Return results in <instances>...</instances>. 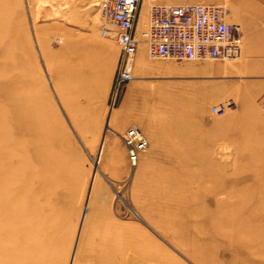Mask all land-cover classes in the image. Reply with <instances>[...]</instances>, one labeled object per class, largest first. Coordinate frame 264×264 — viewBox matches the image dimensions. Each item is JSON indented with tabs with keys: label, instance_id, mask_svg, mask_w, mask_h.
Wrapping results in <instances>:
<instances>
[{
	"label": "rangeland",
	"instance_id": "obj_1",
	"mask_svg": "<svg viewBox=\"0 0 264 264\" xmlns=\"http://www.w3.org/2000/svg\"><path fill=\"white\" fill-rule=\"evenodd\" d=\"M99 5L1 0L0 18L13 32L14 67L0 82L10 88L13 81L14 121L29 124L50 181L36 211L38 197L27 194L18 199L28 206L24 212L13 211V187L24 179L13 177V117L0 97V264H202L190 251L194 239L219 245L220 264H264L253 249L226 248L173 212L190 205L183 200L191 193L190 174L196 177L190 190L204 198L194 206H213L212 179L196 165L206 159L225 176V211L240 206L239 192L251 194L248 208L258 204L264 189V45L249 46L245 60L240 37L234 56L202 62L151 59L139 45L132 79L111 105V94L107 102L101 98L105 73L90 67L87 56L120 53L113 37L101 35L112 26ZM219 6L234 23L233 8ZM103 42L111 46L104 49ZM117 113L128 123L121 124ZM131 125L148 142L134 170L122 139ZM106 134L121 138L108 156ZM167 213L179 219L165 221ZM254 223L264 228V220ZM21 239L24 245L13 250Z\"/></svg>",
	"mask_w": 264,
	"mask_h": 264
},
{
	"label": "built area",
	"instance_id": "obj_2",
	"mask_svg": "<svg viewBox=\"0 0 264 264\" xmlns=\"http://www.w3.org/2000/svg\"><path fill=\"white\" fill-rule=\"evenodd\" d=\"M140 6L141 0H100V13L112 26L103 27L101 35L113 37L120 50L111 105L121 88L131 80L134 56L141 42L149 58L173 62L224 60L238 52L239 30L229 22V11L224 6L153 4L147 23L138 30ZM231 45H235L233 52ZM225 107L220 104L217 111L223 112ZM122 139L129 166L134 170L138 155L147 148L148 142L136 125L128 127Z\"/></svg>",
	"mask_w": 264,
	"mask_h": 264
},
{
	"label": "bare ground",
	"instance_id": "obj_3",
	"mask_svg": "<svg viewBox=\"0 0 264 264\" xmlns=\"http://www.w3.org/2000/svg\"><path fill=\"white\" fill-rule=\"evenodd\" d=\"M0 4H1V0H0ZM149 10L150 8L148 9V13L145 20L142 22L143 25L147 23ZM139 20H140V13H139ZM106 37H110V36H106ZM141 44L144 45V43L142 42ZM13 58H14L13 32L11 29V25H9L7 22L3 21L0 18V75L8 76L13 73V67H14ZM134 63H135V56H134ZM137 65H140V67L144 66L143 62H140V60L137 61ZM131 79H132V72H131ZM12 84L13 81L9 86L10 88H8V86H5L4 84L2 85V83L0 82V97H2L3 100L10 107V114L11 117H13V165L15 164V167H13V177L18 176L21 177V179H24V181L20 182L19 184L13 187V211H17L19 209L18 213L20 214L24 212L25 207H28V206H24V204L22 203H19L18 199L21 197V195L24 194L30 195V199H34L35 196L38 197V201L33 202L32 205V209L36 211L39 207V204L41 202H44V200L47 198V195L45 196L44 188L46 185H48L50 181L49 179L50 177L46 176L44 173V171L46 170V165H45L46 161L44 160L43 157L40 156L42 155L41 153L42 147L37 142L31 140L30 136H33L32 135L33 131L30 129L29 124H24L25 122L20 123L14 121L15 118L13 111L14 108H12L14 107V103H13L14 95H13ZM5 87H7L8 89L2 91L3 88ZM38 152H40L41 154L38 155ZM193 159L195 158L193 157ZM138 160H139V155H138ZM196 160L195 162H197ZM213 164L214 163L212 162V160L207 162V159L206 161L201 160V162L196 164L199 165V167L201 168L200 169L201 175L204 174L205 176H207V178H210V180L212 179L211 183L213 182V186L212 188L210 187L211 193L209 194L211 196L210 199L212 200L213 206L212 207H209L208 205L206 207L194 206L196 203L202 202L201 199L203 200L204 198L201 197V194H199L200 192L198 193L190 190L191 183H193L194 180L196 181L195 179L196 177L193 178L191 177L190 174V177L187 178L190 182L188 185H189V191H191V193L184 196L183 199L185 203L188 202L190 203V205L186 209L182 208L173 212L178 215L183 214L184 216H187V218H190L196 230L200 232L199 234L207 235L212 240L213 239H215L216 241L220 240L223 243V245L226 246V248H230L232 250L234 249L235 251H245V249L246 250L253 249L254 250V252L252 253L253 256L257 257L259 261L264 263V237L262 236L264 235L263 234L264 228L259 229L260 225L254 223L256 219L264 220V189L260 188V190L257 192V196H259L258 197L259 202L255 206L249 208L246 206L247 200L245 199H249L251 197V194H247V192H239L237 193V195H242V197L239 198L240 206H236L233 207V209L225 211L223 209V204L220 201L221 198L220 194L223 189L222 181L225 179V176L222 174L221 169L219 170L215 167L217 164H214L215 166H213ZM191 167H195V166H190V168ZM187 173L189 174V172ZM245 209H247L246 211L249 210L248 214L246 216L239 217L240 215H242ZM176 214L170 215V213H167L164 216L165 218L164 220L166 221L168 217H170L172 218L173 221L176 222L179 219V217ZM201 214H203L205 217L203 221L204 222L203 226L198 225ZM23 241L24 240L21 239L19 242L13 243V250L17 249L18 246L19 247L23 246L24 245ZM189 241H190L189 244L192 248L190 249V251L192 252L193 255L196 254L197 257L199 254L200 263L220 264L215 254L217 253V250H219L220 248L219 245L213 244L206 247L203 242L200 243L198 240L195 241L194 239ZM13 254L16 255L14 251Z\"/></svg>",
	"mask_w": 264,
	"mask_h": 264
},
{
	"label": "crops",
	"instance_id": "obj_4",
	"mask_svg": "<svg viewBox=\"0 0 264 264\" xmlns=\"http://www.w3.org/2000/svg\"><path fill=\"white\" fill-rule=\"evenodd\" d=\"M187 3H200L207 5H229L233 8L234 14V24L239 26L241 43L245 47V60L248 59L249 53L247 49L249 46L264 45V0H141L140 6V20L138 23V30L141 28V23L145 20L148 9L153 4H187ZM229 19V16H228ZM230 20V19H229ZM104 49H108L111 45L108 42H103L100 44ZM143 44H140V46ZM231 51L235 49V45L230 46ZM238 50H240V43L238 45ZM249 52V49H248ZM88 60L90 61L89 66L94 70L102 71L105 73L106 86L102 92L103 102H107L111 94L113 80L115 71L118 64L119 53H112L109 57L108 54H103L102 52L89 53ZM136 61V59H135ZM156 63V62H152ZM135 64V63H134ZM185 64V63H177ZM160 72H162L160 70ZM116 118L120 115L115 114ZM109 117V115H108ZM111 118V117H110ZM121 119V124L128 123L127 117H119ZM82 123V122H74ZM107 135V147L109 148L106 156L111 154V150L121 141V138L116 134H106Z\"/></svg>",
	"mask_w": 264,
	"mask_h": 264
}]
</instances>
